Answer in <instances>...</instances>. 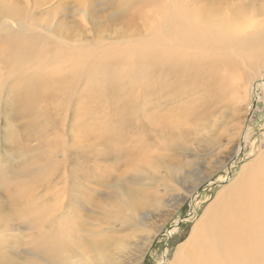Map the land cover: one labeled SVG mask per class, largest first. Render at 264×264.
I'll return each mask as SVG.
<instances>
[{
    "label": "rangeland",
    "instance_id": "rangeland-1",
    "mask_svg": "<svg viewBox=\"0 0 264 264\" xmlns=\"http://www.w3.org/2000/svg\"><path fill=\"white\" fill-rule=\"evenodd\" d=\"M260 79L264 0H0V264H179L264 164Z\"/></svg>",
    "mask_w": 264,
    "mask_h": 264
},
{
    "label": "bare ground",
    "instance_id": "bare-ground-1",
    "mask_svg": "<svg viewBox=\"0 0 264 264\" xmlns=\"http://www.w3.org/2000/svg\"><path fill=\"white\" fill-rule=\"evenodd\" d=\"M232 16L233 14L229 16L223 15L218 18L213 13L200 12L198 15L199 25L195 28L200 29L199 36L207 35L209 32L217 34L225 29L219 33L223 34L230 31L229 27H232V30H239L240 26ZM174 27H176V24H174ZM187 33L182 31L166 34L162 39V46L164 48L168 47L174 52L181 51L184 47H190L188 39H181ZM254 37L248 35L237 36L231 38V42L242 51L252 53L255 49L251 43ZM208 48L211 51H217L216 47L208 46ZM1 50L4 52V49ZM67 61L69 60L66 59ZM76 64L77 62L72 64V69H75ZM218 68L221 69V67ZM259 81V83L264 84V80L260 79ZM255 83L252 86L257 87L259 83ZM198 90L196 89V91ZM104 124L105 122L100 125L108 129L114 127V124L112 126L107 125V122L105 126ZM93 126L95 127V124ZM242 175L241 185L238 184V187H233V190L226 193L224 198H219L218 205L220 209L214 210L212 216L206 220L205 224L196 228L193 233L191 246L179 264H264V164L257 168H251L250 172L246 171ZM226 191H228L227 188ZM148 198V200L146 198L144 200L147 202L151 201V204L157 200L154 197ZM225 200L228 201L227 204L224 202ZM132 201L130 195L127 196L125 201L123 199L120 200L126 215L128 210L125 209V206ZM157 203L158 200L153 204L156 205ZM126 215L121 217L124 222L129 220ZM172 232H174L173 229L169 233L172 234ZM91 246L95 247V244ZM88 250L86 246L80 252H88ZM165 254L166 252L163 257H165ZM61 257H63L62 254ZM79 259V264L93 263L89 257H79ZM106 259L97 254L96 260L100 264H103ZM73 263L77 264V260Z\"/></svg>",
    "mask_w": 264,
    "mask_h": 264
},
{
    "label": "water",
    "instance_id": "water-1",
    "mask_svg": "<svg viewBox=\"0 0 264 264\" xmlns=\"http://www.w3.org/2000/svg\"><path fill=\"white\" fill-rule=\"evenodd\" d=\"M254 101H255V99H254ZM229 168V167H228Z\"/></svg>",
    "mask_w": 264,
    "mask_h": 264
}]
</instances>
